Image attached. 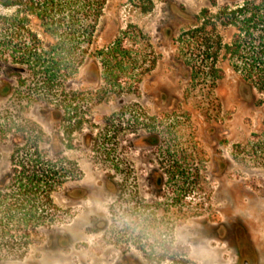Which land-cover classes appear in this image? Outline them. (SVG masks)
<instances>
[{"label": "rangeland", "instance_id": "374dc122", "mask_svg": "<svg viewBox=\"0 0 264 264\" xmlns=\"http://www.w3.org/2000/svg\"><path fill=\"white\" fill-rule=\"evenodd\" d=\"M215 3L106 0L98 30L114 20L136 35L142 68L113 88L81 67L57 106L29 101L28 73L0 61V180L28 122L81 171L53 196L59 222L0 264H264V90L249 94L220 59L224 79L191 81L195 58L176 42Z\"/></svg>", "mask_w": 264, "mask_h": 264}, {"label": "trees", "instance_id": "16d2710c", "mask_svg": "<svg viewBox=\"0 0 264 264\" xmlns=\"http://www.w3.org/2000/svg\"><path fill=\"white\" fill-rule=\"evenodd\" d=\"M209 1L216 6L215 0ZM221 1L216 12L205 7L193 15L176 40L185 55L195 58L189 66L190 80L210 79L213 85L224 79L225 70L216 66L220 59L230 64L249 94L261 92L264 0ZM105 2L0 0V61L28 73L32 80L29 101L36 95L38 101L52 99L57 106L53 97H57L58 87L81 67L90 68L93 76L113 88L135 68H142L147 54L136 35L127 28L119 30L114 20L111 29L98 30ZM95 38L99 44L94 46ZM153 65L152 61L147 66ZM67 107L75 110L71 102ZM14 131L10 168L0 180V260L13 261L24 257L41 229L50 230L59 222L53 196L81 176L77 163L63 155L57 134L48 137L31 122ZM155 142L156 137H151V143ZM159 258L163 260V254Z\"/></svg>", "mask_w": 264, "mask_h": 264}]
</instances>
